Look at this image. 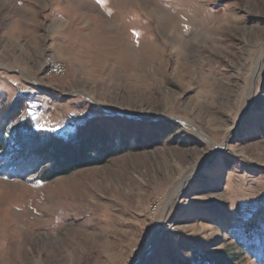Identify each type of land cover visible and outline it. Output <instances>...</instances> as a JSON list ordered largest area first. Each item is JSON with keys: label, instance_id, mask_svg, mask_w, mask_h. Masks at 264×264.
I'll return each instance as SVG.
<instances>
[{"label": "rangeland", "instance_id": "374dc122", "mask_svg": "<svg viewBox=\"0 0 264 264\" xmlns=\"http://www.w3.org/2000/svg\"><path fill=\"white\" fill-rule=\"evenodd\" d=\"M17 99L0 264H261L232 225L264 217V0H0V103ZM31 116L117 120L127 149L43 182L10 162Z\"/></svg>", "mask_w": 264, "mask_h": 264}, {"label": "trees", "instance_id": "16d2710c", "mask_svg": "<svg viewBox=\"0 0 264 264\" xmlns=\"http://www.w3.org/2000/svg\"><path fill=\"white\" fill-rule=\"evenodd\" d=\"M26 103L22 99L13 100L8 105L0 103V153L7 149V130L10 124L22 117L27 107ZM116 121L105 123L91 118L82 126L65 134H55L51 130L39 129L31 116L25 121H19L15 128L13 144L15 149L12 148V151H9L12 153L10 162L17 167L31 165L37 168L42 165L44 168L48 165L45 177L40 178L43 182L58 176L69 175L77 169L102 164L111 154L127 149L126 140L121 142L118 137L121 126L118 125L120 130L115 128L113 132L109 129V124H114ZM121 134L126 135L125 131ZM232 167L235 168V166ZM242 224L243 227H240L241 224L234 223L232 227L239 226V230L244 228L240 233L243 237L245 236L246 248L251 252L258 251L257 253L261 254L258 257L259 262L264 264V217H259L257 223L250 219ZM232 231H234L233 228H231ZM236 260L237 258L233 259V261ZM209 262L208 257L197 252L196 259L181 264H215Z\"/></svg>", "mask_w": 264, "mask_h": 264}, {"label": "bare ground", "instance_id": "6f19581e", "mask_svg": "<svg viewBox=\"0 0 264 264\" xmlns=\"http://www.w3.org/2000/svg\"><path fill=\"white\" fill-rule=\"evenodd\" d=\"M45 63L48 75L62 77L67 73V66L62 61L54 59L53 57H48ZM58 64L62 65V67L57 68Z\"/></svg>", "mask_w": 264, "mask_h": 264}, {"label": "built area", "instance_id": "2783aa9c", "mask_svg": "<svg viewBox=\"0 0 264 264\" xmlns=\"http://www.w3.org/2000/svg\"><path fill=\"white\" fill-rule=\"evenodd\" d=\"M60 67H62V65L58 64V65H57V68H60Z\"/></svg>", "mask_w": 264, "mask_h": 264}]
</instances>
